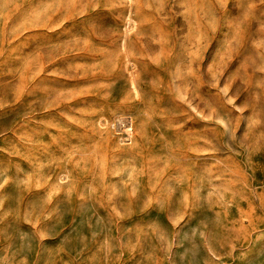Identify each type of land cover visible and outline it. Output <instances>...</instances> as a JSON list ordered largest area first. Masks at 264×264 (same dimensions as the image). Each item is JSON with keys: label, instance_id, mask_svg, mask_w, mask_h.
<instances>
[{"label": "rangeland", "instance_id": "374dc122", "mask_svg": "<svg viewBox=\"0 0 264 264\" xmlns=\"http://www.w3.org/2000/svg\"><path fill=\"white\" fill-rule=\"evenodd\" d=\"M0 264H264V0H0Z\"/></svg>", "mask_w": 264, "mask_h": 264}]
</instances>
